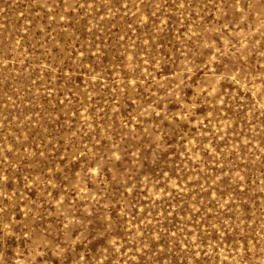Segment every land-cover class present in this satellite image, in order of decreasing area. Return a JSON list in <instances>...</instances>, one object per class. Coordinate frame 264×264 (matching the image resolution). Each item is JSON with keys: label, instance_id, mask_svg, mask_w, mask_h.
Masks as SVG:
<instances>
[{"label": "rangeland", "instance_id": "obj_1", "mask_svg": "<svg viewBox=\"0 0 264 264\" xmlns=\"http://www.w3.org/2000/svg\"><path fill=\"white\" fill-rule=\"evenodd\" d=\"M0 264H264V0H0Z\"/></svg>", "mask_w": 264, "mask_h": 264}]
</instances>
